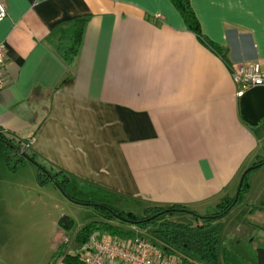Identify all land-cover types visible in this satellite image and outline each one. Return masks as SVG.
Returning <instances> with one entry per match:
<instances>
[{
  "label": "crops",
  "instance_id": "crops-1",
  "mask_svg": "<svg viewBox=\"0 0 264 264\" xmlns=\"http://www.w3.org/2000/svg\"><path fill=\"white\" fill-rule=\"evenodd\" d=\"M2 1L0 133L67 175V194L209 216L264 160V85L242 90L232 76L253 62L264 71V0H188L200 36L172 0ZM78 21L77 50L64 58L59 33ZM7 153L0 144V177L22 173L19 187L46 190L61 216L56 184L40 185L28 160L11 171ZM17 187L0 185V264H47L61 240L41 244L36 229L51 218L8 198Z\"/></svg>",
  "mask_w": 264,
  "mask_h": 264
},
{
  "label": "rangeland",
  "instance_id": "rangeland-1",
  "mask_svg": "<svg viewBox=\"0 0 264 264\" xmlns=\"http://www.w3.org/2000/svg\"><path fill=\"white\" fill-rule=\"evenodd\" d=\"M0 144L5 150L4 143L1 142ZM8 155L10 156V166H17L18 157L15 151L9 148ZM6 165L8 167L7 162ZM35 166L39 169L37 165ZM22 180V173L0 177V185L15 184V186H18L17 191L7 190L8 198L14 197L17 200L28 202V204L29 199H32L38 206L34 214L51 218L52 222L41 223L36 230L42 235L40 237L41 244L45 241L48 243L50 238L47 237H51L55 233L56 240L57 238L61 240L59 248H62L63 256L80 252L77 236L85 226L91 223L108 221L106 214L97 205L107 206L117 212H132L137 217L144 216V206L136 199L110 193L104 195L101 192L91 193L88 190L75 191L72 189L69 190V193L74 199L65 196L59 190L63 196V201L58 204V209L62 211V214L56 216L50 203L47 202L46 190L37 188L29 190L26 185L23 188L19 187L18 184ZM248 183L251 189L245 194L243 201L216 221V225L221 227L219 264H260L259 250H264V164L249 173ZM237 190L238 188L232 192L231 197L236 196ZM25 211V213H28V209ZM218 211V206L212 207L209 209L208 215L212 216L213 213ZM168 219L183 224L193 221L190 214L183 212L172 213L168 216ZM110 222L112 225L119 226L124 230H135L136 234L156 238L152 233L153 227L148 228V230H138L132 224L118 218H113ZM59 248L48 253L46 258V261H49L48 263L51 262L53 255L58 252ZM40 259H42V253ZM61 259L59 258L56 264H62ZM196 261L198 264H208L203 261Z\"/></svg>",
  "mask_w": 264,
  "mask_h": 264
},
{
  "label": "trees",
  "instance_id": "trees-1",
  "mask_svg": "<svg viewBox=\"0 0 264 264\" xmlns=\"http://www.w3.org/2000/svg\"><path fill=\"white\" fill-rule=\"evenodd\" d=\"M172 2L184 16L186 22H189L191 28L200 36L199 23L195 18L192 9L190 8L188 0H172ZM82 23V21H78L70 28L63 29L59 33L58 51L64 58H70L77 50V46L82 34ZM203 41L211 49L219 51L215 44L206 39H204ZM0 141L4 142L6 151H8L9 148L13 149V147H15L16 149H22V144L20 142H15L14 140L8 139L1 133ZM16 155L18 157L16 163L18 166L26 159L23 156L19 155L17 152ZM28 155L36 161L35 155ZM263 162L264 160H261L255 164ZM7 164L12 170H15V168L17 167L10 166V156L8 155V153ZM249 173H251V171L246 173V175L244 176V181L237 198L236 196L225 197L218 205L219 211L217 213H214L212 216L201 217L195 212V214L186 212L193 217V221L187 224L177 223L169 220L168 216H170L172 213H175V211L172 210L162 215H158L166 209H178V212H181L182 209L188 210L185 206L182 205H172L171 207L152 206L145 210L143 217H137L133 213L117 212L111 210L107 206L97 205V207H99L106 214L108 221L104 223H91L85 226L77 236L78 246L80 249H82V246L86 243V241L96 233H108L115 238H127L130 236H134L137 233L135 230H124L119 226H114L111 224L110 221L113 218H116L113 213H116L124 218L135 221L136 224H134L133 226H135V228H137L138 230H148V228L153 227L152 233L156 238H147H149L154 242V244L163 249L178 253L182 258V264H198L196 260L203 261L208 264H219V243L221 236V227L219 225H216V221L237 204L243 201L245 194L250 190V185L248 183ZM37 181L40 185H45L49 182H53L54 184L57 183L58 186H56L67 193L66 185L69 183V178L61 171H58L56 173H46L39 168ZM67 195L71 199H74L73 196L69 194ZM153 216L156 217L152 218ZM61 250L62 248H59L58 252L53 255L49 264H56L59 258H62V264H84L81 259V250L78 253L66 254L64 256ZM259 262L260 264H264V250H259Z\"/></svg>",
  "mask_w": 264,
  "mask_h": 264
},
{
  "label": "built area",
  "instance_id": "built-area-1",
  "mask_svg": "<svg viewBox=\"0 0 264 264\" xmlns=\"http://www.w3.org/2000/svg\"><path fill=\"white\" fill-rule=\"evenodd\" d=\"M8 15L6 5L0 0V22ZM6 46L0 44V92L5 86L2 67ZM234 82L242 90L264 85V71L259 62L248 63L233 69ZM84 264H182L178 253L163 249L149 238L135 234L115 238L108 233L93 234L81 249Z\"/></svg>",
  "mask_w": 264,
  "mask_h": 264
},
{
  "label": "water",
  "instance_id": "water-1",
  "mask_svg": "<svg viewBox=\"0 0 264 264\" xmlns=\"http://www.w3.org/2000/svg\"><path fill=\"white\" fill-rule=\"evenodd\" d=\"M13 149H14L15 152H17L19 155L23 156L26 160H28V161L32 162L33 164L37 165L40 169H42L44 172L47 173V170H46L45 168H43L42 166H40L35 160H33V159H32V158H31V157H30L25 151H23L22 149H16L15 147H13ZM263 163H264V162H263ZM263 163L255 164V165L249 167V168L244 172V174H243V176H242V178H241L240 184H239V188H238V190H237L236 198L239 196V192H240V190H241V187H242V184H243V181H244V176L246 175V173H248V172H250V171H252V170H254V169L259 168L260 166H262ZM55 184L57 185V183H55ZM57 186H58V185H57ZM58 188H59V187H58ZM59 190H60L63 194H65V196H68L67 193H65L61 188H59ZM68 197H69V196H68ZM69 198H70V197H69ZM171 210H172V211H175V212H178V211H179L178 209H166L165 211L159 213L158 215H162V214H164V213H166V212H169V211H171ZM181 212H184V213H186V212L194 213V212L189 211V210H186V209H182ZM113 214H114V216H115L116 218H118V219H120V220H122V221H124V222H126V223H130V224H132V225L136 224V222L133 221V220H130V219L124 218V217H122V216H120V215H118V214H116V213H113ZM194 214H195V213H194ZM158 215H156V216H158ZM156 216H153L152 218H155ZM199 216H201V215H199ZM201 217H204V216H201Z\"/></svg>",
  "mask_w": 264,
  "mask_h": 264
}]
</instances>
